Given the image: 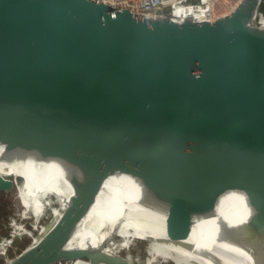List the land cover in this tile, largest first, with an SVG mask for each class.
Returning <instances> with one entry per match:
<instances>
[{
	"label": "water",
	"instance_id": "95a60500",
	"mask_svg": "<svg viewBox=\"0 0 264 264\" xmlns=\"http://www.w3.org/2000/svg\"><path fill=\"white\" fill-rule=\"evenodd\" d=\"M0 148L59 162L73 190L66 207L47 195L39 216L19 200L3 264H136L125 252L135 242L176 264L151 239L67 248L116 175L138 182L166 214L169 243L190 251L196 221L241 194L251 216L223 224L222 240L264 264V0L216 17L180 0L145 15L102 0H0ZM24 184L0 175L1 193ZM214 253L204 257L223 264Z\"/></svg>",
	"mask_w": 264,
	"mask_h": 264
},
{
	"label": "bare ground",
	"instance_id": "6f19581e",
	"mask_svg": "<svg viewBox=\"0 0 264 264\" xmlns=\"http://www.w3.org/2000/svg\"><path fill=\"white\" fill-rule=\"evenodd\" d=\"M3 152L4 149L0 148V175L23 176L25 184L21 189L20 202L25 209L38 212L41 203L35 195L40 185L45 186L47 194L57 195L64 207L67 206L73 190L62 164L40 161L31 155L15 154L5 158ZM251 213L244 196L238 193L225 195L218 206V218L196 221L187 241L195 247L190 251L182 244L169 243L166 214L146 203L138 182L130 176L116 175L106 181L96 204L67 248H97L106 243L108 246L110 241L114 245L116 237L125 239L123 247H127L132 238L151 239L154 256L173 260L176 264H212L204 256L214 252L223 264H253L249 251L225 243L220 232L223 224L233 227L244 225ZM108 247L106 251L111 253Z\"/></svg>",
	"mask_w": 264,
	"mask_h": 264
},
{
	"label": "rangeland",
	"instance_id": "374dc122",
	"mask_svg": "<svg viewBox=\"0 0 264 264\" xmlns=\"http://www.w3.org/2000/svg\"><path fill=\"white\" fill-rule=\"evenodd\" d=\"M6 171L4 170V173ZM12 176H17V177H21L23 178V176L21 175H15L12 174ZM24 179V178H23ZM21 189L22 188H18L17 191V196L14 192H10V193H1L0 192V207L2 209V211L0 212V241L6 237V235L8 234V232H10V225L14 220L17 219H22V214H23V208L21 207L19 200H20V194H21ZM46 188L43 185H40L37 189V193L35 195V197H38L40 200H38V202H40L41 206L38 209L37 213H34L36 216H39L41 213V210L43 208V199L49 195L46 193ZM19 211V213H18ZM18 214V215H17ZM32 220V219H31ZM28 222H33V221H28ZM29 238L24 237L23 239L17 241V243L13 246V248L9 251L8 253V260H12L13 258H15L16 256H18V254L25 250L28 245H29ZM108 246H112V241H110L108 243ZM127 252L126 254L129 255L133 262H135L136 264H173L172 262L168 261V262H163V260L157 258L154 261H152L153 259V255L149 249V247L147 245L143 244V247H140V245L138 243H134L133 246L125 251ZM157 257V256H155ZM5 262V259L0 258V264H3ZM63 264H89V263H85V262H70V263H63Z\"/></svg>",
	"mask_w": 264,
	"mask_h": 264
},
{
	"label": "built area",
	"instance_id": "2783aa9c",
	"mask_svg": "<svg viewBox=\"0 0 264 264\" xmlns=\"http://www.w3.org/2000/svg\"><path fill=\"white\" fill-rule=\"evenodd\" d=\"M191 5H201L211 17L228 16L244 0H180ZM106 5L119 10H128L138 15L150 14L158 0H102Z\"/></svg>",
	"mask_w": 264,
	"mask_h": 264
}]
</instances>
